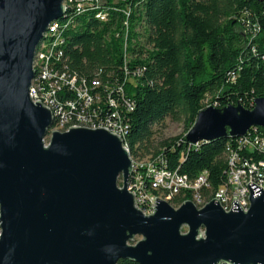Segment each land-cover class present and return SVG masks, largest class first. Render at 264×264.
Segmentation results:
<instances>
[{
    "label": "water",
    "instance_id": "1",
    "mask_svg": "<svg viewBox=\"0 0 264 264\" xmlns=\"http://www.w3.org/2000/svg\"><path fill=\"white\" fill-rule=\"evenodd\" d=\"M64 1L0 0V264H264L263 187L246 184V211L236 196L228 211L218 197L201 208L155 197L144 215L127 190L132 161L119 135L73 125L45 143L53 115L28 91L36 46ZM251 127H264V97L252 108L205 106L185 139Z\"/></svg>",
    "mask_w": 264,
    "mask_h": 264
},
{
    "label": "trees",
    "instance_id": "2",
    "mask_svg": "<svg viewBox=\"0 0 264 264\" xmlns=\"http://www.w3.org/2000/svg\"><path fill=\"white\" fill-rule=\"evenodd\" d=\"M83 1L67 0L63 16L54 20L63 38L57 45L59 69L78 79L94 77L91 85L124 84L134 103L127 114L130 155L163 156L169 169L189 179L206 170L210 190L215 191L225 181L229 138L190 146L185 134L207 105L222 108L238 103L252 108L255 98L264 97L263 4L256 0H99L76 8ZM98 13L105 18L99 19ZM124 67L130 72L142 69L134 83L125 80ZM166 117L183 118L185 133L153 146L152 125ZM255 132L263 135L264 127ZM190 199L187 192L169 203Z\"/></svg>",
    "mask_w": 264,
    "mask_h": 264
},
{
    "label": "built area",
    "instance_id": "3",
    "mask_svg": "<svg viewBox=\"0 0 264 264\" xmlns=\"http://www.w3.org/2000/svg\"><path fill=\"white\" fill-rule=\"evenodd\" d=\"M96 2L100 1L85 0L79 2L76 8ZM104 18L102 15V19ZM58 63L57 43H53L45 60L46 72L38 79L39 85H30L28 91L32 102L39 100L52 112L53 123L49 133L54 130L67 131L69 127L76 125L91 129L105 127L109 132L119 135L122 146L132 161L127 190L133 192L134 205L144 215L153 213L155 197L172 202L175 197L187 192L198 208L218 197L223 209L228 211L233 196H236V200L246 211L249 207V187L246 184L253 182L264 188V134L255 132L258 127H251L252 133L250 128L246 135L228 139L224 151L225 181L215 191H211L206 170L189 179L177 169H169L163 156L137 161L130 155L126 140L127 114L133 110L134 103L125 94L124 84L101 85L100 82V85H91L94 77L91 80L81 77V82H73L69 78V83H62L59 81V74L63 73H59ZM126 72L129 75V72ZM182 203H176L175 208ZM182 232H186L185 227Z\"/></svg>",
    "mask_w": 264,
    "mask_h": 264
},
{
    "label": "bare ground",
    "instance_id": "4",
    "mask_svg": "<svg viewBox=\"0 0 264 264\" xmlns=\"http://www.w3.org/2000/svg\"><path fill=\"white\" fill-rule=\"evenodd\" d=\"M96 16L99 19H102L101 13H98ZM59 27H60L59 24L53 20L48 25L46 32L42 34V38L36 46L34 58L32 62L34 76L31 80L30 85H39L38 79L42 78L43 74L46 72L45 60H46V56L48 55V50L50 47H52V44L57 43V45H59L62 43L61 39L63 38H60ZM59 73H63V74H59V81L62 83H69V78L73 82H81V79L70 77L60 69H59ZM47 85H57V83H47Z\"/></svg>",
    "mask_w": 264,
    "mask_h": 264
},
{
    "label": "rangeland",
    "instance_id": "5",
    "mask_svg": "<svg viewBox=\"0 0 264 264\" xmlns=\"http://www.w3.org/2000/svg\"><path fill=\"white\" fill-rule=\"evenodd\" d=\"M66 1L67 0L64 1V4H65ZM138 70H142V69H140L139 67H136V69H133L130 72L127 67H124V73H125L124 75L126 76L125 80L127 81V83H130V84L134 83L135 82V77L137 78V77H139L141 75L140 74L141 72L139 73L140 75H138V72H139ZM126 71L129 72V75L126 74L127 73ZM101 85H105V83H103ZM207 102H208V99H206L204 101L205 104H207ZM185 129H186V126H185V123L183 121V118L178 120V121H176V120H172L169 117H166L163 121H161L159 123H155V124L152 125V130H153L152 145L153 146H157L161 141H163L165 139H168V138L177 136L179 134L185 133ZM49 136H50V133L48 131V133H47V135H46V137L44 139L45 142H48ZM149 157H150L149 155H146V156H144L142 158L133 156V158L135 160H137V161H145ZM121 183H122V180L119 177L118 181H117V184L119 186H121ZM172 206L174 208L176 207L175 205H172ZM139 239H140V237L136 236L134 238V240L132 241V243H135Z\"/></svg>",
    "mask_w": 264,
    "mask_h": 264
}]
</instances>
